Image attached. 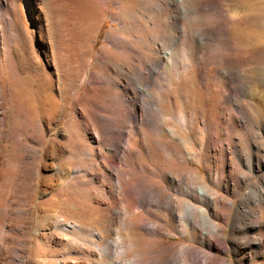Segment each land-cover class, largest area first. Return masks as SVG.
<instances>
[{"label":"bare ground","instance_id":"6f19581e","mask_svg":"<svg viewBox=\"0 0 264 264\" xmlns=\"http://www.w3.org/2000/svg\"><path fill=\"white\" fill-rule=\"evenodd\" d=\"M218 1L0 0V264H232L219 257L220 245L237 264H264V113L259 128L247 111L257 100L264 108V67L254 89L239 84L230 68L237 45L214 20L181 25L182 47L172 41L181 12ZM106 17L114 25L93 58ZM56 18L70 20L84 45L70 72L53 40ZM210 62L228 85L220 94L228 121L244 132L240 151L231 136L223 152V133L195 110L162 113L177 80L195 70L203 86ZM191 129L202 135L195 143L206 153L209 186L189 167ZM214 151L225 164H213ZM127 226L145 238L142 249L127 239Z\"/></svg>","mask_w":264,"mask_h":264},{"label":"rangeland","instance_id":"374dc122","mask_svg":"<svg viewBox=\"0 0 264 264\" xmlns=\"http://www.w3.org/2000/svg\"><path fill=\"white\" fill-rule=\"evenodd\" d=\"M111 8L113 11H115L113 7ZM112 10L108 8V14H110ZM185 11L181 12L178 15V18L172 21L173 23L172 38L174 37L173 38L174 40L172 39L173 46L174 47L176 46V48L182 47L181 41L185 33L181 25L183 26L193 25L195 27V26H198L196 20L197 21L198 20L207 21L208 25H214V21L216 23H221L223 28L227 31L225 34L227 38H229L231 42H234L237 45V50L233 54L235 61L232 63L230 68L232 70L234 68L235 71L238 73L239 75L238 83L239 84H250L251 88L254 89L255 86H257L258 80L261 77L262 68L264 67V0H219L217 3L214 4V6H210L206 9L204 8L200 11H196L193 8H187V10ZM213 17L215 18L211 20L210 18H213ZM61 20L62 18L60 20L59 18H56V21L55 20L52 21L53 25L55 24L54 29H56L55 35H54L55 37H53V40L55 41L54 43L56 44L57 48L60 50L61 57L63 59V62L65 63V64L63 63L64 68L68 72H70L72 69L70 67H72L75 64L74 61L79 59L78 52L84 48V45L83 43H80L79 38H77L79 37L78 36L79 29L78 28L76 29V26H74L73 23L69 22L70 20L63 19V21L65 22ZM104 21L105 22L103 23V25L101 26L99 30L98 37H97L96 43L93 48V54H92L93 58L97 55V52L101 51L107 45L105 42V37L107 33L112 31V28H113L112 26L114 25L109 20L108 17H106ZM73 26L75 27L77 32ZM218 37H220L222 41L224 42L225 37L223 35H219ZM211 43L212 45L210 46V49H212L211 47H213V45L215 44V40L212 39ZM225 45L222 46V50L223 48L224 49L226 48ZM77 46H79V48H77ZM187 52L190 55V58H193L192 60H194L195 57L197 56V52L195 51L194 47L193 48L189 47V49H187ZM222 52H225V50H223ZM210 63L206 66L207 68L205 67V76L203 79V86L199 85L196 75H195L196 74L195 70L192 72H189L186 76L183 75L182 79L177 80L176 84L173 86L172 91L170 92L171 97H172L171 98L172 102L165 103L163 99H161L162 103L160 106L162 108V113L164 116L169 115L171 113H176V110L178 112L179 109H182V108L184 109L185 106H186L185 107L186 111L195 110L196 112L201 114L202 117H204V119L207 120V123L209 122L211 126L215 123L216 127H219L217 131L223 133L221 135L222 141L220 143L222 145L223 152L225 151V141L230 142L231 136H233L234 138V139L232 138L233 141L231 143L236 145L235 148L237 151H240L239 149H241L242 148L241 146L244 144V139H243L244 138L243 136H245L244 132L241 131L234 124V121H231L232 124L231 122L228 121V111L226 108L227 105L222 102V96L220 95L221 92L224 91L228 87V85H226L227 83H226V80L224 79V75L222 74L223 72L222 71L217 72L215 70L216 64L215 63L210 64ZM212 64L214 66H212ZM159 77L160 75L158 74L155 76V79L159 80L160 79ZM150 90L154 92V89H148V91ZM262 90L264 91V86H262ZM79 91H77V93ZM77 93L75 96H73L72 100H74L77 97L78 95ZM242 102L245 104L248 103V101L245 99H243ZM257 104L258 105H256L255 110L247 109V111L251 112V114L253 115L252 118L254 119V121L257 122L258 125H260V113L261 112L264 113V108L260 107L261 105H260L259 100H257ZM66 119H67L66 116L60 119L57 124V127L64 125ZM166 123H169L172 125L171 121L166 122ZM263 123H264V120H263ZM261 127L263 128V126L260 125L259 128ZM52 135L48 137H51ZM184 135H185V139L187 140L188 144L191 145L192 147L190 151H193L196 154L195 159L192 156L188 158L189 167L192 169H198L199 174L203 176L202 178L203 182H205L209 186L207 182V176L204 171L206 153L204 151H199L195 143L196 139L199 136L202 137V135H198V133L195 132V129L184 131ZM167 136H168L167 129L162 128L160 140L168 142L169 137L167 138ZM237 138L240 140H237ZM23 140L29 144L31 143L30 141H28V138H23ZM137 140L138 138H136L135 140L136 143H137ZM260 140H264V138L262 139L260 138ZM238 144H240L241 146L239 145L240 146L239 147ZM172 145L173 147H176L178 146V143L173 142ZM216 154L217 152L215 151L212 153V155L214 156L213 164L214 165L215 164L218 165L221 163L225 164L226 161L224 160V158L223 157L218 158V155ZM258 155L261 158L262 157L264 158L263 152H259ZM261 173L262 172L260 171L254 175H251V179L249 183L247 184L246 187L242 189V192H246L248 190L247 188L248 186H251L254 183L258 184V175H260ZM223 175H225V172ZM150 182L157 183L158 182L157 175L152 176L150 178ZM215 191L222 194V190L219 188H216ZM37 192H38V189H37ZM240 196L241 194L237 195L234 198H230L232 199V204H231L232 210H234L236 206L238 205ZM1 222H2V219H1ZM4 223H6V221H4ZM218 223L219 225L224 227V230L222 233L225 234V237H228L229 225L224 223L221 220H218ZM0 226H2V224H0ZM1 228L2 227H0V232H1ZM124 234L126 235L127 239L134 244L135 250L142 249V245L145 241V238L142 237V235L140 234L139 230L136 227L127 226ZM168 238H170L171 240H177V241L184 242L183 238L181 237L174 238L172 236H166L165 241H167ZM186 243H188L189 245H193V246L195 245L193 242L189 240ZM10 246L11 248L17 247V245L14 243H12ZM227 246L229 248L234 246V242L228 241ZM222 247L223 245L219 246L220 248V251L218 252L219 257L229 258L232 261V264H237L233 259L232 253L230 252L231 250H229L226 253L221 250ZM133 251L134 250L130 251L129 254H132ZM29 253L30 251L28 250L27 256L29 255ZM11 258L12 257L8 258L7 260L8 264L11 262L13 263L14 259L13 258L11 259ZM25 261H26V264L29 263L28 258Z\"/></svg>","mask_w":264,"mask_h":264}]
</instances>
